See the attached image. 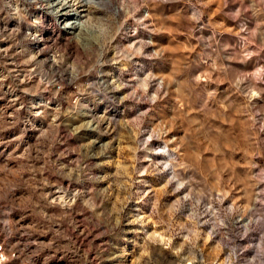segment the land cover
Here are the masks:
<instances>
[{"label":"rangeland","instance_id":"obj_1","mask_svg":"<svg viewBox=\"0 0 264 264\" xmlns=\"http://www.w3.org/2000/svg\"><path fill=\"white\" fill-rule=\"evenodd\" d=\"M67 1L0 0V264H264V0Z\"/></svg>","mask_w":264,"mask_h":264},{"label":"bare ground","instance_id":"obj_2","mask_svg":"<svg viewBox=\"0 0 264 264\" xmlns=\"http://www.w3.org/2000/svg\"><path fill=\"white\" fill-rule=\"evenodd\" d=\"M60 1H63L62 2L63 13L59 14L58 17H59V20L63 22V28L67 31H73L77 28H82L83 24H81L80 22L82 14L80 15L79 13L80 11L79 12H77L76 10L69 11L68 8L71 9L72 5H69L67 0H60Z\"/></svg>","mask_w":264,"mask_h":264}]
</instances>
